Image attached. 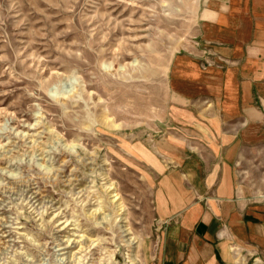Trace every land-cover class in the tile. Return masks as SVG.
<instances>
[{
	"label": "rangeland",
	"instance_id": "374dc122",
	"mask_svg": "<svg viewBox=\"0 0 264 264\" xmlns=\"http://www.w3.org/2000/svg\"><path fill=\"white\" fill-rule=\"evenodd\" d=\"M210 2L0 0V264H156L168 69Z\"/></svg>",
	"mask_w": 264,
	"mask_h": 264
},
{
	"label": "crops",
	"instance_id": "0c3cea01",
	"mask_svg": "<svg viewBox=\"0 0 264 264\" xmlns=\"http://www.w3.org/2000/svg\"><path fill=\"white\" fill-rule=\"evenodd\" d=\"M199 22L168 69L178 133L151 152L156 264H264V0H211Z\"/></svg>",
	"mask_w": 264,
	"mask_h": 264
},
{
	"label": "bare ground",
	"instance_id": "6f19581e",
	"mask_svg": "<svg viewBox=\"0 0 264 264\" xmlns=\"http://www.w3.org/2000/svg\"><path fill=\"white\" fill-rule=\"evenodd\" d=\"M89 159H90V157H89ZM92 160V159H91ZM104 163V162H103ZM90 164V163H89ZM92 164V163H91ZM105 165V164H104ZM104 171V170H103ZM101 176H103V178H104V180L106 181L107 180V178H108V176L106 175V173L105 174H103V173H101ZM107 176V177H106ZM108 181V180H107ZM70 185H72L71 183H70ZM115 184H113V183H110L109 185H108V187L105 189V191H108L109 193H111L112 192V190H114L115 189ZM114 192V191H113ZM109 193H108V195H109ZM34 195H36V193L34 192L33 193ZM112 195V194H111ZM37 196V195H36ZM35 197V196H34ZM110 197V203H111V205H112V207H113V209H116V211L118 210V211H120L121 213L120 214H123V211H124V207H123V205L119 202V197H118V194L116 193V194H114V195H112V196H109ZM105 217V216H104ZM117 222L118 223H126V218H123V217H120L118 220H117ZM115 229H116V227H111V232H114L115 231ZM117 230L119 231V234L121 235V238L123 239L122 240V242H124L125 243V245L126 246H129V247H133L135 244H137V239L136 238H134V237H132L131 236V230H130V228H128L127 227V225H120V226H117ZM124 238H125V240H124ZM135 240H137V241H135ZM140 242H142V241H140ZM138 246H139V244H137ZM141 247V246H140ZM133 248H135V247H133ZM138 248V247H137ZM136 249V248H135ZM135 254V253H134ZM112 256H113V253H110V258H112ZM112 262V261H111ZM135 262V261H134ZM139 262V261H138ZM141 263V262H140Z\"/></svg>",
	"mask_w": 264,
	"mask_h": 264
}]
</instances>
